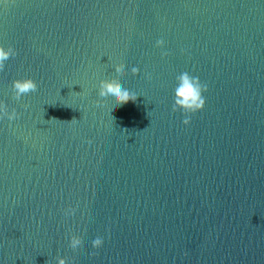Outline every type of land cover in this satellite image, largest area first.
Listing matches in <instances>:
<instances>
[{
	"label": "water",
	"instance_id": "water-1",
	"mask_svg": "<svg viewBox=\"0 0 264 264\" xmlns=\"http://www.w3.org/2000/svg\"><path fill=\"white\" fill-rule=\"evenodd\" d=\"M9 47L0 264H264V0H0ZM117 68L137 98L101 106ZM182 72L207 85L187 127Z\"/></svg>",
	"mask_w": 264,
	"mask_h": 264
},
{
	"label": "clouds",
	"instance_id": "clouds-1",
	"mask_svg": "<svg viewBox=\"0 0 264 264\" xmlns=\"http://www.w3.org/2000/svg\"><path fill=\"white\" fill-rule=\"evenodd\" d=\"M155 47L163 49L165 47V41L163 39H158L155 43ZM16 52L13 48L9 47L7 49L0 48V72L4 70L5 62L8 61L10 57H14ZM167 53H162V58L166 56ZM139 69L136 67L131 68V74L137 76ZM127 73L116 69V76L114 81L110 80H100L97 90V95L99 97V105L107 106L112 105L114 108H119L129 101H135L137 98L136 93L129 91V89L123 87L117 81H123ZM37 83L31 78H20L13 79L9 86V92L11 93V99L13 101H20L23 96L29 93H35L37 91ZM83 91V90H82ZM81 91V92H82ZM80 93H75L79 96ZM207 92V85L202 84L199 77L191 75L188 72L180 73L175 79V87L173 89V101H172V111H179L185 118L182 123L185 127L190 124L189 117L203 110L205 105L204 94ZM6 117L9 122L19 119V114L15 108L11 110L3 102H0V118ZM66 215H75L74 209H69ZM104 240L101 237H96L92 240L91 246L93 249H100L103 246ZM69 247L73 254H79L81 252V242L80 240L72 236L69 241ZM57 264H65L63 258H58Z\"/></svg>",
	"mask_w": 264,
	"mask_h": 264
}]
</instances>
